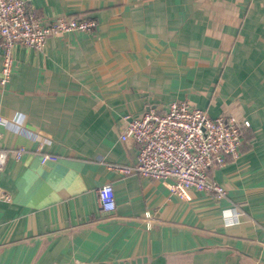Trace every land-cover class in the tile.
Segmentation results:
<instances>
[{
	"label": "crops",
	"instance_id": "0c3cea01",
	"mask_svg": "<svg viewBox=\"0 0 264 264\" xmlns=\"http://www.w3.org/2000/svg\"><path fill=\"white\" fill-rule=\"evenodd\" d=\"M26 2L96 26L19 46L0 83V264H264V0ZM172 101L250 122L239 157L209 171L221 200L112 169L137 161L129 120Z\"/></svg>",
	"mask_w": 264,
	"mask_h": 264
},
{
	"label": "built area",
	"instance_id": "2783aa9c",
	"mask_svg": "<svg viewBox=\"0 0 264 264\" xmlns=\"http://www.w3.org/2000/svg\"><path fill=\"white\" fill-rule=\"evenodd\" d=\"M95 26L96 22L85 16H59L45 21L28 9L26 0H0L1 85L10 82L19 46L42 50L50 37L73 31L92 33ZM16 127L24 132L22 126ZM249 127L250 122L233 115L212 118L205 110L186 101H172L164 111L150 109L129 120L121 140L132 141L138 146L137 161L132 166L116 165L112 169L121 174L135 172L162 181L173 194L182 197L187 190H196L221 200L226 190L209 176V171L224 166L227 157H239L244 130ZM21 153L22 149L16 154L18 158ZM7 159L8 152L0 150V172ZM54 160V156H44L42 162ZM97 197L101 214L116 210L111 184L101 186ZM11 200V194L0 188V202ZM239 215V211L234 213V218ZM147 217L151 214L147 213Z\"/></svg>",
	"mask_w": 264,
	"mask_h": 264
},
{
	"label": "trees",
	"instance_id": "16d2710c",
	"mask_svg": "<svg viewBox=\"0 0 264 264\" xmlns=\"http://www.w3.org/2000/svg\"><path fill=\"white\" fill-rule=\"evenodd\" d=\"M87 18V17H86ZM87 19H90V18H87ZM93 20V19H92ZM95 21V20H94ZM243 145V144H242ZM242 149V148H241Z\"/></svg>",
	"mask_w": 264,
	"mask_h": 264
}]
</instances>
